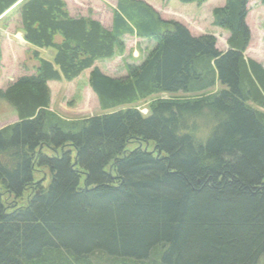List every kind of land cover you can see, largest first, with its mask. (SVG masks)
<instances>
[{
  "label": "trees",
  "instance_id": "1",
  "mask_svg": "<svg viewBox=\"0 0 264 264\" xmlns=\"http://www.w3.org/2000/svg\"><path fill=\"white\" fill-rule=\"evenodd\" d=\"M247 3L212 11L220 52L141 0H117L110 29L65 0H0L35 62L0 88L18 118L0 129V264H264V67L244 56ZM125 36L154 47L125 77L103 74L94 63ZM90 69L105 113L50 111L48 82Z\"/></svg>",
  "mask_w": 264,
  "mask_h": 264
},
{
  "label": "rangeland",
  "instance_id": "2",
  "mask_svg": "<svg viewBox=\"0 0 264 264\" xmlns=\"http://www.w3.org/2000/svg\"><path fill=\"white\" fill-rule=\"evenodd\" d=\"M147 5L155 7L160 17L166 21H175L182 24L193 37L212 36L216 40V48L220 52L228 50L227 39L229 34L220 28L215 27L212 22V11L221 8L225 0H207L202 4L196 2L182 4L178 1L167 0H141ZM69 15L72 17H91L98 21L104 28H111L112 10L116 6L117 0H65ZM152 7V8H153ZM248 13L245 24L248 27L250 41L244 52L245 58L252 59L264 67V8L259 0H248L246 6ZM154 9V8H153ZM155 10V9H154ZM17 18L12 15L7 21H2L3 27L6 23L11 26L7 35L6 30L0 27V71L3 70L5 77L0 78V86H6L8 81L24 75L25 69L35 62L32 58V51L24 46L16 44L14 36L17 30ZM8 27V26H7ZM122 51H115L112 58L108 60L96 61L97 67L103 74L113 78H123L127 75V67L139 65L145 58L147 52L154 47L152 42H148L136 37L125 36L123 38ZM42 51V50H41ZM40 51V52H41ZM41 54V57L51 61L54 50L48 49ZM2 58V57H1ZM32 61V62H31ZM27 64V65H26ZM90 70L81 73L71 82L58 81L48 82L50 93L49 110L66 120L85 119L104 114L100 110L98 101L89 88ZM29 72L26 71L25 75ZM159 98H187L184 94H162ZM150 99L140 103L137 109L142 114L147 113L146 105ZM16 114L13 107L5 100L0 99V127L4 123L8 126L13 124ZM152 147V145H150ZM133 145H128L127 149H132ZM74 156V153L72 154ZM48 183V182H46Z\"/></svg>",
  "mask_w": 264,
  "mask_h": 264
},
{
  "label": "crops",
  "instance_id": "3",
  "mask_svg": "<svg viewBox=\"0 0 264 264\" xmlns=\"http://www.w3.org/2000/svg\"><path fill=\"white\" fill-rule=\"evenodd\" d=\"M151 7H153V6H151ZM154 9H155V11L159 14V12H158V10L155 8V7H153ZM71 16V15H70ZM6 25V27H3L2 28V26H4V24H1L0 23V27L2 28V30L4 31V30H6L7 32H5L6 33V35L8 34V33H10L9 32V29H7V28H10V24L9 23H6L5 24ZM8 26V27H7ZM105 28H107V27H105ZM13 37H15V39H16V44L18 45V47L19 46H24V47H26V49H29L30 50V52L32 51V48H30L25 42H24V40H23V34L19 31V27L17 26V30H16V32H15V34H14V36ZM40 52V51H39ZM45 51L44 50H42L41 52H40V56H41V54L42 53H44ZM0 57H2L1 58V60L3 59V56H0ZM32 62V61H31ZM0 64H1V61H0ZM27 65V64H26ZM35 66V64L32 62L31 63V65H30V67H28L27 66V68L25 69V71H23L25 74H26V71L27 72H29V74L28 75H31V74H33V70H32V68ZM24 74V75H25ZM6 76V74H3V70L1 69V71H0V78H2V77H5ZM11 81H13V80H11ZM11 81H8V83L9 82H11ZM7 83V84H8ZM6 87V86H5ZM5 87L4 86H0V88L1 89H5ZM16 114V113H15ZM15 121H13V123H16L17 121H18V118H17V115H16V119H14ZM9 125V124H8ZM5 126H7L5 123H4V125H2L1 127H0V129L1 128H3V127H5Z\"/></svg>",
  "mask_w": 264,
  "mask_h": 264
}]
</instances>
